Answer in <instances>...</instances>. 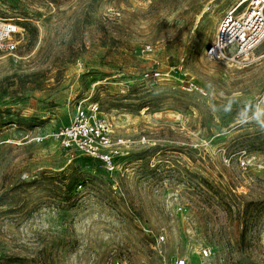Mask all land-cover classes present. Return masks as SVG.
Masks as SVG:
<instances>
[{"label": "rangeland", "instance_id": "374dc122", "mask_svg": "<svg viewBox=\"0 0 264 264\" xmlns=\"http://www.w3.org/2000/svg\"><path fill=\"white\" fill-rule=\"evenodd\" d=\"M243 1L0 0V264H264V41L206 57ZM90 104L113 173L54 138Z\"/></svg>", "mask_w": 264, "mask_h": 264}, {"label": "built area", "instance_id": "2783aa9c", "mask_svg": "<svg viewBox=\"0 0 264 264\" xmlns=\"http://www.w3.org/2000/svg\"><path fill=\"white\" fill-rule=\"evenodd\" d=\"M245 11L239 4L223 19L215 41L206 49L211 62L233 65L245 63L264 41V0H248ZM26 30L15 20L0 17V54H15L24 47ZM146 78H149L146 75ZM116 127L97 104L76 109L69 124L58 128L54 138L61 147L74 150L82 157L101 164L107 173H113L122 156V144L115 141ZM242 162V165H245ZM175 264H192L185 259Z\"/></svg>", "mask_w": 264, "mask_h": 264}, {"label": "clouds", "instance_id": "9594fccd", "mask_svg": "<svg viewBox=\"0 0 264 264\" xmlns=\"http://www.w3.org/2000/svg\"><path fill=\"white\" fill-rule=\"evenodd\" d=\"M257 123L259 124L261 130H264V109L261 110Z\"/></svg>", "mask_w": 264, "mask_h": 264}, {"label": "bare ground", "instance_id": "6f19581e", "mask_svg": "<svg viewBox=\"0 0 264 264\" xmlns=\"http://www.w3.org/2000/svg\"><path fill=\"white\" fill-rule=\"evenodd\" d=\"M248 0H244L241 4L244 5L245 3H247Z\"/></svg>", "mask_w": 264, "mask_h": 264}, {"label": "trees", "instance_id": "16d2710c", "mask_svg": "<svg viewBox=\"0 0 264 264\" xmlns=\"http://www.w3.org/2000/svg\"><path fill=\"white\" fill-rule=\"evenodd\" d=\"M88 159V158H87ZM89 160H91V159H89ZM91 161H94V160H91ZM94 162H96V161H94ZM98 163V162H97ZM100 164V163H99ZM101 165V164H100Z\"/></svg>", "mask_w": 264, "mask_h": 264}]
</instances>
